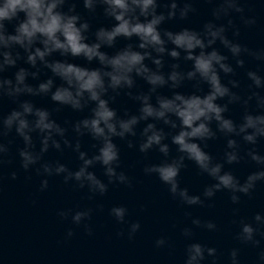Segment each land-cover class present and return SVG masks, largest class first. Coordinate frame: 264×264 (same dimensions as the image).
<instances>
[{
  "label": "clouds",
  "instance_id": "1",
  "mask_svg": "<svg viewBox=\"0 0 264 264\" xmlns=\"http://www.w3.org/2000/svg\"><path fill=\"white\" fill-rule=\"evenodd\" d=\"M79 2L91 14L100 6L103 15L113 22L107 26L99 24L89 38V20L75 10L77 0H0V98L15 102L14 107L0 115V137L14 131L22 139L23 146L17 148L19 165L28 170L39 162L34 171L43 174L40 190L47 188L48 176L60 174L65 183L72 180L77 187L87 186L90 194L102 195L113 182L131 186L129 176L119 168L120 149L113 137L126 139L130 148L133 146L130 138L137 137L136 148L141 153L155 147L163 159L145 164L143 172L155 173L167 185L168 192L186 205H204L207 198L221 189L228 191L235 204L240 194H249L258 181H264V152L256 150L258 138H264V74L253 68L245 70L249 83L244 95L236 90L240 81L234 78V65H244L243 54L264 61V48H249L235 39L240 28L230 13H239L243 25L256 22L255 16L244 15L246 0H208L213 3L214 19L205 20L200 28L180 26L175 30L161 25L194 12V0ZM259 3L264 4V0ZM222 18L224 22L217 23ZM229 28L231 37L227 34ZM118 37L128 42L111 53L105 51ZM217 42L226 53L215 46ZM69 56L83 57L87 62L95 60L96 64L75 63L67 59ZM165 56L172 58L166 69ZM21 59L23 63L18 64ZM180 59L190 61V66L181 67ZM10 67L15 69L11 76L4 75ZM45 69L48 74L41 78ZM221 73L227 76L226 82ZM137 77L146 83V89L136 85ZM185 81L192 82V91L177 90ZM202 84L206 90L201 88ZM164 87L170 94L158 91ZM121 92L136 102L135 111L122 108L118 114L110 102ZM45 95L55 102V109L66 105L77 112L87 109V113L70 125L67 121L62 125L48 107L28 98ZM231 104L242 106L239 120L225 115ZM141 121L144 123L137 131ZM157 122L166 125L167 131L157 126ZM68 127L74 133L71 139L66 135ZM33 133L38 137V148ZM218 133L226 138L222 160L205 150L208 141ZM85 134L95 142L91 154L81 148L79 138ZM240 141L251 145L244 152L258 166L242 179L224 167L243 159ZM61 142L76 153L80 163L75 169L59 160L41 159L50 147L60 150ZM170 143L175 145L176 155L169 156ZM7 151V144L0 139V164L5 162ZM185 160L194 162L212 179L200 193H190L179 184L178 175ZM97 162L106 181L91 170L90 166ZM16 174L14 170L9 173L12 178ZM96 207L103 205L97 203ZM92 211L91 207L60 208L56 214L70 218L73 225H82L83 231L90 235L93 228L88 221ZM108 212L117 222L127 225L126 233L118 230L116 235L126 234L132 239L140 227L139 221L126 220L127 208L123 204L111 206ZM238 223L237 240L256 246L264 239V214L260 211L254 212L251 220L241 217ZM191 224L209 230L216 228L213 220L199 217H192ZM180 231L185 237L192 234L189 226ZM72 235L73 228L67 227L64 238ZM165 244L163 236L154 240L157 247ZM237 252L235 247L229 249L230 264H239ZM215 253V247L191 241L185 246L183 264H203L205 254L215 262ZM257 264H264V247L258 250Z\"/></svg>",
  "mask_w": 264,
  "mask_h": 264
},
{
  "label": "water",
  "instance_id": "2",
  "mask_svg": "<svg viewBox=\"0 0 264 264\" xmlns=\"http://www.w3.org/2000/svg\"><path fill=\"white\" fill-rule=\"evenodd\" d=\"M195 11L189 13L184 19L173 18L166 20L161 27L173 30L180 26L200 28L205 20L214 19L211 16L213 3L208 0H194ZM76 11L85 19L89 20V38L92 30L99 24L108 25L112 23L110 17H105L101 7L97 6L95 14H91L77 0ZM159 11V9H157ZM233 22L240 28L235 37L239 42L249 48H264V4L259 0H246L244 15L255 16L256 22L251 25H243L239 21V13H230ZM224 22V18L217 23ZM11 31V24L8 25ZM227 34L231 37V29ZM133 36L131 41L134 43ZM123 37H118L114 45L105 48L111 53L115 48L127 43ZM170 46V45H169ZM222 52H227L219 42L215 45ZM22 51V50H21ZM53 55H56L55 53ZM59 58V57H57ZM67 59L80 64L95 66L96 61L87 62L83 57H67ZM179 59V58H178ZM244 65L235 67L234 78L240 81L236 90L244 95L249 83L245 70L248 68L257 69L264 74V61L243 54ZM172 58L165 56V69ZM150 63V61H146ZM230 62L234 61L231 60ZM23 60L18 61L22 64ZM181 67L190 66V61L180 59ZM27 66V65H25ZM14 67H10L4 75L11 76ZM45 69L41 78L47 75ZM221 79L227 81V76L221 73ZM34 82V81H33ZM59 82V81H57ZM191 81H185L180 91H192ZM136 85L146 89L147 85L141 78H136ZM206 90V85H201ZM163 94H170L167 87L158 89ZM264 91V90H262ZM24 98V97H21ZM35 104L48 107L55 118L62 125L65 121L70 125L72 120L78 119L87 113V109L77 112L68 106H61L55 109L53 101L46 95L28 97ZM121 114L122 108L135 111L136 102L125 96L123 92L111 101ZM15 106V102L4 97L0 98V115L9 111ZM252 108V102L249 105ZM242 106L239 104L229 105L230 115L234 120H239ZM143 121L137 125V131L143 125ZM167 131V126L157 122ZM213 123V127H214ZM66 135L71 139L74 136L70 127ZM36 147H39V140L35 133L32 134ZM7 144L8 151L4 154L5 162L0 164V264H183L185 257V246L191 241H199L202 244L213 246L216 249V260L205 254L203 264H230L228 252L235 247L238 249L237 256L239 264H257L258 250L264 247V239L259 245L243 243L235 238L239 231V219L241 217L251 220L254 212L260 211L264 214V181H258L249 194H240V200L233 204L229 199V193L225 189L217 191L213 197L207 198L204 205H186L178 198L173 197L167 185L161 182L155 173L145 174L143 167L148 163H157L163 156L155 147L141 153L136 148L137 137H131L133 146L127 145L126 139L113 137L120 149V165L130 178L131 186L122 183H110L107 190L101 194H90L85 187H77L76 182L69 180L65 183L62 175L48 176L47 188L40 190L39 183L41 175H38L30 166L24 170L19 165L17 148L23 146L22 139L14 131L6 136L0 137ZM81 148L89 154L95 151L92 147L95 143L86 134L81 136ZM239 140V137H236ZM226 138L217 134L215 139L208 141L206 151L214 158L221 159L225 148ZM251 145L240 141V153L243 156L238 162L224 164L234 175L241 179L249 172L258 167L254 161L247 158L244 150ZM256 150L264 152V138H258ZM175 145L170 143L169 156L176 155ZM42 160L65 163L70 169H75L80 161L71 147H64L61 142V149L49 148L42 154ZM91 170L102 180L106 181L102 166L97 162L91 165ZM16 171V177L12 178L9 173ZM180 186L187 187L190 193H200L205 184L212 182V179L201 172L194 162L185 160V167L178 175ZM91 196V198H89ZM210 200V203L208 202ZM97 203L103 205L97 208ZM123 204L127 208L126 220H138L139 229L132 239L127 235L117 236L118 230L126 233L127 225L117 222L109 215L108 209L113 205ZM91 207L92 214L88 221L92 226V234L85 233L82 225H73L70 218H60L56 212L60 208H85ZM233 209H236L234 212ZM192 217H199L201 220L211 219L215 222L214 230L202 226L192 225ZM189 226L192 229L191 236L185 237L181 228ZM67 227L73 228V235L65 239ZM158 236L166 238V244L160 247L154 245Z\"/></svg>",
  "mask_w": 264,
  "mask_h": 264
}]
</instances>
